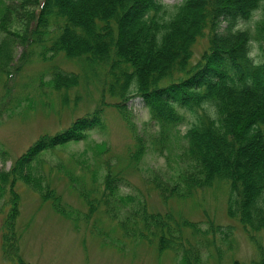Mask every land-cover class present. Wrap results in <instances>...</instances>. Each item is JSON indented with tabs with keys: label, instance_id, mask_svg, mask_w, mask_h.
Segmentation results:
<instances>
[{
	"label": "trees",
	"instance_id": "1",
	"mask_svg": "<svg viewBox=\"0 0 264 264\" xmlns=\"http://www.w3.org/2000/svg\"><path fill=\"white\" fill-rule=\"evenodd\" d=\"M258 2L185 0L175 21L161 25L155 15L150 23L141 19L150 9L160 11L154 0H0V73L9 68L15 45L21 47V59L28 58L35 47L42 60L62 54L87 68H103L101 107L114 108L133 135L134 150L129 159L134 165L146 145L134 133L126 108L131 100H138L147 111L148 122L154 127L147 144L156 153L170 149L176 138L183 144L178 148V160L184 168L179 170L177 179L167 181L154 175L148 181L151 188L163 201L188 198L198 190L224 186L226 216L240 225L254 246L258 256L254 264H264V250L256 236L264 231V66L253 69L245 58L249 38L264 41V25L258 26L255 37H250L248 33L225 36L220 24L221 19L234 21L237 16L247 19ZM161 29L167 35L163 46L158 47L155 33ZM230 29L231 24L227 27ZM202 37L206 39V48L191 63L192 46ZM249 78L251 85L246 83ZM134 79L138 80V89L130 88ZM77 81L76 74L51 67L47 83L54 92H63ZM104 97L114 101L105 103ZM205 100L216 104L219 127L201 114L199 127L179 135L178 127L185 123V117L172 104L197 114L203 113L200 105ZM101 110L76 118L57 133L39 137L7 171H0V192L5 187L9 196L0 233L4 260L29 264L18 253L16 183L28 187L41 201L49 202L54 212L71 216L59 203L58 195L43 183L41 156L87 139L88 132L102 127ZM118 182L116 175L107 171L99 201L81 195L88 214L99 203L109 205ZM137 209L117 222L123 236L155 241L157 252L171 251L178 256L179 264L199 263L200 250L209 242L199 235V240L194 239L199 232L196 224L168 212L148 213L141 203ZM214 232L223 237L229 234L228 229L210 226L209 233L215 236Z\"/></svg>",
	"mask_w": 264,
	"mask_h": 264
},
{
	"label": "rangeland",
	"instance_id": "2",
	"mask_svg": "<svg viewBox=\"0 0 264 264\" xmlns=\"http://www.w3.org/2000/svg\"><path fill=\"white\" fill-rule=\"evenodd\" d=\"M205 48V37L199 38L192 46L190 62H196ZM30 52L28 58L21 59V47L15 45L9 68L0 73V171H7L39 137L57 133L76 118L99 108L102 109V127L88 132L83 142L41 156L43 183L58 195L59 203L71 212V216L54 212L49 202L41 201L25 185L15 184L14 191L18 195L15 231L19 237L18 253L25 262L179 264L178 256L171 251L157 252L155 241L122 235L117 222L138 210L141 203L148 213L168 212L175 218L196 224L199 232L194 239L199 240V235L209 242L201 248L198 264H254L258 257L254 246L240 225L226 216L224 186L198 190L188 198L163 201L151 188L148 181L154 175L175 181L179 170L184 168L178 160V148L183 145L180 139L172 140L170 149H164L162 154L156 153L154 147L147 144L154 127L148 122L146 109L138 100L127 102L134 133L146 145L144 154L134 165L129 159L134 150L133 135L114 108L101 107L100 82L104 69L87 68L81 62L63 58L62 54L42 60L35 47ZM51 67L76 74L77 84L67 91L54 92L47 83ZM63 98L65 103H62ZM102 100L105 103L114 101L107 97ZM178 129L181 135L184 131L181 126ZM107 171L119 181L115 196L109 199V205L99 203L92 214H88L81 195L99 201ZM8 199L4 187L0 192V233L9 207ZM210 226L222 231L228 229L229 234L227 237L217 232L211 235ZM201 232L204 234L200 235ZM256 236L264 250V231ZM0 264L16 263L4 260L0 252Z\"/></svg>",
	"mask_w": 264,
	"mask_h": 264
},
{
	"label": "clouds",
	"instance_id": "3",
	"mask_svg": "<svg viewBox=\"0 0 264 264\" xmlns=\"http://www.w3.org/2000/svg\"><path fill=\"white\" fill-rule=\"evenodd\" d=\"M154 3L159 6L160 11L156 13L150 9L143 14L141 19L146 23H150L152 17L155 15L157 17V23L161 25H170L180 14V10L184 7L185 0H154ZM220 24L225 29L223 31V35L225 36H235L241 33H248L250 37H255L258 26L264 25V0H259L257 6L250 10L247 19L237 16L234 21L230 19H221ZM229 24H231L230 31L227 30ZM166 35L167 32L163 29L155 33V42L158 47L163 46ZM262 44H264V41L255 38H249L245 44V58L250 62L253 69L264 66V50H262ZM246 83L251 85L252 80L249 78L246 80ZM239 86L242 87V85ZM138 87V80L134 79L130 84V88L138 89ZM172 107L184 115L185 123L181 125V128L185 133L191 130L194 126L199 127L200 121L198 117L201 114H206L208 119L216 122V127H219L218 108L216 104L211 101H203L200 105L203 113L197 114H193L188 109L175 103L172 104Z\"/></svg>",
	"mask_w": 264,
	"mask_h": 264
}]
</instances>
